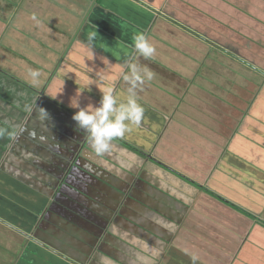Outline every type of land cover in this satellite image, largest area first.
I'll list each match as a JSON object with an SVG mask.
<instances>
[{
  "label": "crops",
  "instance_id": "0c3cea01",
  "mask_svg": "<svg viewBox=\"0 0 264 264\" xmlns=\"http://www.w3.org/2000/svg\"><path fill=\"white\" fill-rule=\"evenodd\" d=\"M262 44L264 0H0V264H264V85L204 84L264 75ZM126 60L144 118L97 156L71 103L126 101Z\"/></svg>",
  "mask_w": 264,
  "mask_h": 264
},
{
  "label": "clouds",
  "instance_id": "9594fccd",
  "mask_svg": "<svg viewBox=\"0 0 264 264\" xmlns=\"http://www.w3.org/2000/svg\"><path fill=\"white\" fill-rule=\"evenodd\" d=\"M35 19V16L33 17ZM133 49L138 55L131 56L132 60L142 56L150 59L154 56L156 49L150 43L144 33H138L133 37ZM126 70L121 73V77L129 87L127 89L126 101H118L111 88L102 93V99L98 107L88 104L80 107L78 99L76 103H71V107L78 109L73 115V120L77 123V128L87 133L89 146L97 156H105L110 153L112 143L117 138H122L131 131V125L139 126L144 118V107L138 102V89L146 81H151L154 73L146 65H140L130 60L125 61ZM29 74L37 79L40 76L38 69H30ZM45 118L49 114L41 108ZM3 130L0 129V134ZM192 264H197L199 256L191 254Z\"/></svg>",
  "mask_w": 264,
  "mask_h": 264
},
{
  "label": "rangeland",
  "instance_id": "374dc122",
  "mask_svg": "<svg viewBox=\"0 0 264 264\" xmlns=\"http://www.w3.org/2000/svg\"><path fill=\"white\" fill-rule=\"evenodd\" d=\"M261 37H263V36L262 35L259 36L258 41H259V39H261ZM239 53H241V52H239ZM228 57H229V55H228ZM210 67H211V69L217 71L218 72V75H219V73H223L225 70H227L226 69L227 66H226L225 63H223L221 66H215L214 65V66H210ZM211 69H208V71L210 72ZM249 69H252L251 70L252 71L251 73L254 76H251V74L248 75V77L247 76L246 77L243 76L244 78L242 79V86L240 85L241 87H235V85H229V81L228 80H230L231 78H224V77H223V79L222 78H218L219 76L216 77L213 72H210L208 77L206 76V78L204 79L205 80L204 84H205V86L210 85L211 86L210 87V90H212L213 92L215 91V93H217V94H219V91H220L219 89H221V90L225 91V94H228L229 93L231 96L235 97L236 96V93H237V90L234 91V89H240V91L245 92L246 91L245 87H247V84L250 83L251 85L249 86V88L248 87L247 88L250 90V94H252V96H251L252 99L251 100L252 101L258 100L259 97H260V94L258 93V95H257L256 92L260 89V87H262L264 85V79H262V78H264V75H262L261 73H258L259 74L258 75L256 73L255 67L249 68ZM206 81H208V82H206ZM225 94L223 92H221L220 93V96L221 95H225ZM263 102H264V98H262L259 106ZM252 115H253V113H252ZM135 149H137V148H135Z\"/></svg>",
  "mask_w": 264,
  "mask_h": 264
},
{
  "label": "trees",
  "instance_id": "16d2710c",
  "mask_svg": "<svg viewBox=\"0 0 264 264\" xmlns=\"http://www.w3.org/2000/svg\"><path fill=\"white\" fill-rule=\"evenodd\" d=\"M264 45V44H263ZM258 52L259 53H264V46H263V48L261 47V45H259L258 46ZM263 51V52H262ZM258 52H256V54L258 53ZM263 60H264V58H263ZM258 64H259V67L260 68H264V61H262V59H258ZM262 100V99H261ZM261 100H260V102H261ZM260 102L258 103V105L256 106V109H257V111L258 112H256V109H254L253 110V119L255 118V120H251V121H253V122H255L256 121V119H257V121L258 122H260V123H262V125H264V105L263 104H261L260 106H259V104H260ZM262 107V110L261 111H259V109ZM259 113V114H258Z\"/></svg>",
  "mask_w": 264,
  "mask_h": 264
}]
</instances>
